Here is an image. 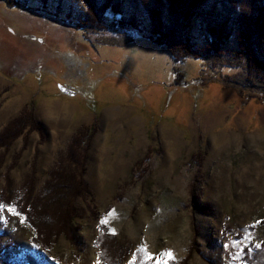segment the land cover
<instances>
[{"label": "rangeland", "instance_id": "1", "mask_svg": "<svg viewBox=\"0 0 264 264\" xmlns=\"http://www.w3.org/2000/svg\"><path fill=\"white\" fill-rule=\"evenodd\" d=\"M124 1L122 17L106 12L90 28L80 0H0V131L34 120L27 136L0 146V199L18 213L0 212V243L12 248L0 249V264L26 251L43 264H254L264 245V66L230 55L232 37L212 64L177 61L161 34L148 37L145 11L156 2ZM210 1L198 3L184 33L194 51L206 44ZM128 4L137 27L128 26ZM88 127L79 149L88 146L86 193L69 233L46 239L22 212L42 211L44 184L65 172ZM98 230L109 236L103 262Z\"/></svg>", "mask_w": 264, "mask_h": 264}, {"label": "trees", "instance_id": "2", "mask_svg": "<svg viewBox=\"0 0 264 264\" xmlns=\"http://www.w3.org/2000/svg\"><path fill=\"white\" fill-rule=\"evenodd\" d=\"M80 1L85 7L84 16L87 21L85 26L90 28L97 26L102 27V18L106 12L108 13L111 11L118 17H122L121 11L125 10V7L127 8V4L124 0ZM139 1L140 4L144 5L145 2L148 3L151 0ZM152 1H155L157 4H155V9H146L145 11L148 15L147 22L148 24L152 25L151 35L148 37H151V40H155L156 37H160L159 35L161 34V37L164 40L163 46H165L164 48H166V52L173 59L181 61L188 57H194L204 59V62L207 64L209 61L205 60H207L206 56H209L211 58L210 62L212 64L214 61L218 60L219 56L221 57L225 52H227V42L231 39L230 37H232L235 47L229 51L230 55L243 57L244 62H247L248 65L250 63L252 70H254V66L252 65L254 62L252 59L257 62L256 67L260 68L259 64L262 67L264 66V62H260L258 59L260 57L259 55L264 56V48L262 47V43L264 42V6L262 3H259L261 0H211L209 4L203 8L205 10L202 17V27H204L203 38L204 40L207 39L206 44L204 43L200 45L201 47L199 48L196 47L195 51L193 50L194 44L190 45V42L188 41L187 36L185 37V35H187L186 32L189 26V21L191 20L192 16H194V10L197 8V5L201 0H160L165 4L164 7L157 0ZM146 6H148V4ZM142 8H145V6H142ZM168 11H170L171 15H169ZM133 12L135 13L132 7H130L128 4L127 13H129L130 19L127 21L128 26L131 27L137 23L135 22L136 19ZM171 17L173 18L172 20L170 19ZM164 18L167 19L164 20ZM129 20H133V22L129 23ZM168 22V25L171 24L170 28L164 27L163 25L165 23L167 24ZM240 24L241 26H246L243 32L240 30ZM182 40L184 43L187 42L188 44L184 45ZM251 45H253L252 48ZM259 46L262 47V49ZM219 63L223 64L225 62L220 60ZM253 96L257 99L255 95ZM25 124L26 123H16L11 125V127H9L10 124L4 125L0 131V146H8L13 140L16 139L17 136H24L25 134L27 136L29 127L34 125V120H32L30 125L27 124L24 126ZM8 132L12 133H9L6 137H4L5 133ZM91 135L92 130H90V128L88 131H82L78 133L77 136L79 139L76 141V144L73 145L71 151H74L75 149L78 150L74 156L69 155V160L66 161L67 165H65V172H63L62 167L57 176L54 178L50 177L49 181L44 184L45 186H43L41 191L42 198H40L41 196L38 197L39 200H43L44 195L48 197L41 203L42 211L37 213L35 212L34 208V213L31 211L30 216L26 210L25 212H22L26 217V220H23L26 223L29 222V225L32 226V229L36 232V234L39 232L38 225L40 224V226H42L39 235L42 236L43 233L46 239L54 240L55 237L60 233H69V226L71 224V220H73L72 217L74 214L75 200L77 196L86 193V187L83 185L80 179L81 174H83L82 164H80V161H83L85 157V151L88 146H85V149L84 147H82L81 150L79 149L80 146H83L89 141ZM62 173L65 176H63ZM25 189H27V186H25ZM1 199L2 201H0V204L7 203L2 197ZM32 215H34V217L38 215V220H40L41 223L32 222ZM99 231L100 230H98L97 236L95 238V243L100 245L101 251L99 250L98 260L103 262L100 260L102 255L101 246L103 241L109 236ZM65 237L68 238V235ZM43 242H37L36 238H32V243L38 246L42 252H47L46 250L49 249V246ZM0 249L10 251L12 248L9 246V244L2 246L0 243ZM40 257L41 256H37L31 251H26L23 256L20 257L19 261H12L9 264H43V261L40 259ZM251 257V259L254 261V264H264V245H261L254 252H252ZM2 264L7 263L3 261Z\"/></svg>", "mask_w": 264, "mask_h": 264}, {"label": "snow or ice", "instance_id": "3", "mask_svg": "<svg viewBox=\"0 0 264 264\" xmlns=\"http://www.w3.org/2000/svg\"><path fill=\"white\" fill-rule=\"evenodd\" d=\"M5 211L8 212V213H11L13 215H18L17 210L14 207H12V206H5L4 204H0V212H5ZM112 214H113L112 212H109L108 213V215H112ZM99 223L101 225H104V224L107 223V220L102 218L99 221ZM256 247H260V245L257 244ZM162 255H168V256H170L171 254L170 253H163Z\"/></svg>", "mask_w": 264, "mask_h": 264}, {"label": "water", "instance_id": "4", "mask_svg": "<svg viewBox=\"0 0 264 264\" xmlns=\"http://www.w3.org/2000/svg\"><path fill=\"white\" fill-rule=\"evenodd\" d=\"M71 95H73L72 93H70Z\"/></svg>", "mask_w": 264, "mask_h": 264}, {"label": "bare ground", "instance_id": "5", "mask_svg": "<svg viewBox=\"0 0 264 264\" xmlns=\"http://www.w3.org/2000/svg\"><path fill=\"white\" fill-rule=\"evenodd\" d=\"M85 19V18H84ZM81 21V20H80Z\"/></svg>", "mask_w": 264, "mask_h": 264}]
</instances>
